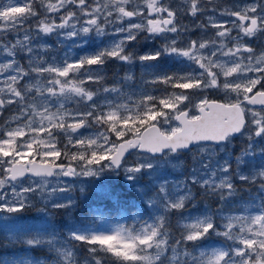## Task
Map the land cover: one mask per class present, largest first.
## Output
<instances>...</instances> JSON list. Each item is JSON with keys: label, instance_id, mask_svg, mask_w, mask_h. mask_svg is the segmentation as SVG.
<instances>
[{"label": "snow or ice", "instance_id": "obj_1", "mask_svg": "<svg viewBox=\"0 0 264 264\" xmlns=\"http://www.w3.org/2000/svg\"><path fill=\"white\" fill-rule=\"evenodd\" d=\"M9 108L0 264H264V0H0Z\"/></svg>", "mask_w": 264, "mask_h": 264}, {"label": "rangeland", "instance_id": "obj_2", "mask_svg": "<svg viewBox=\"0 0 264 264\" xmlns=\"http://www.w3.org/2000/svg\"><path fill=\"white\" fill-rule=\"evenodd\" d=\"M166 2H168V0H166ZM170 2L172 3V5L174 7H180L181 4H182V0H170ZM234 2H235V0H215V3L217 5L222 6V7L231 6ZM177 19H178L179 23H181L183 25H187L189 28H194L197 23H200L201 21H203L204 17H197V18L193 19L190 16H186V15L183 14V12H181V13L178 14ZM202 35H204L205 38H207V36L212 35V31L209 30V32L205 35V34L201 33L199 30H195L194 32L190 33V38L191 39H196L197 37H200ZM160 43H161V41H153L151 39L145 40L143 38V36H141L138 39V41L135 43V50H136V52L138 54L150 52V51L154 50L155 47L159 46ZM252 43H253V46H256V42L255 41H253ZM121 66L123 68H119ZM126 70H127L126 67L123 66L120 63L115 62L114 66L108 64L106 66V74H107L108 79L106 80L105 83L108 84V85L112 84L113 83V79H112L113 75L115 73H119V75L122 76ZM135 73H136V76L139 77L140 69H139L138 66L135 68ZM89 87H94V86L93 85H89ZM211 95H218V94L211 93V94H209V98H210ZM218 96H221V95H218ZM221 99H223V97H221ZM69 106L71 107L73 105H69ZM14 111H15L14 108H9L5 112L4 119H7L12 114V112H14ZM4 119H1V117H0V123H3ZM233 144L235 145V150L239 151V148L241 147V139L237 138L236 140L233 141ZM182 159H183V157H182ZM190 159H191V157L189 156L187 158L186 162L190 163ZM82 179H88V178H82ZM96 179L101 180L102 183L105 182L101 178H96ZM213 207H214V205H213ZM23 215L31 216L32 215V210L26 211L25 213H23ZM37 254L39 255L40 253H37Z\"/></svg>", "mask_w": 264, "mask_h": 264}, {"label": "trees", "instance_id": "obj_3", "mask_svg": "<svg viewBox=\"0 0 264 264\" xmlns=\"http://www.w3.org/2000/svg\"><path fill=\"white\" fill-rule=\"evenodd\" d=\"M109 64L114 66V65H115V62L112 61V62H110ZM119 68H123V67L121 66V67H119ZM221 97H222V96H218V95H211V96H210L211 99H221Z\"/></svg>", "mask_w": 264, "mask_h": 264}, {"label": "flooded vegetation", "instance_id": "obj_4", "mask_svg": "<svg viewBox=\"0 0 264 264\" xmlns=\"http://www.w3.org/2000/svg\"><path fill=\"white\" fill-rule=\"evenodd\" d=\"M220 6V5H219ZM220 7H222V6H220ZM4 117H5V112H4V114H3V117H1V119H4Z\"/></svg>", "mask_w": 264, "mask_h": 264}]
</instances>
